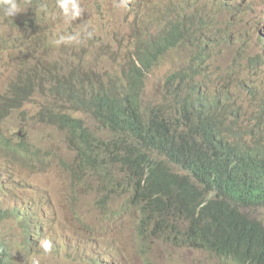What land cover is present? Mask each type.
Returning <instances> with one entry per match:
<instances>
[{
	"label": "rangeland",
	"instance_id": "1",
	"mask_svg": "<svg viewBox=\"0 0 264 264\" xmlns=\"http://www.w3.org/2000/svg\"><path fill=\"white\" fill-rule=\"evenodd\" d=\"M78 2L82 14L71 21L65 19L57 0H19L21 13L14 18L0 15V137H10L15 149L23 143L28 157L27 162H19L17 153L10 151L7 158L0 150V207L19 209L17 219L0 215L6 257L14 264H32L33 258H39V264H103L113 257L117 264H144L145 259L162 264H220L215 254L160 240L150 246L155 257L141 259L138 212L125 209L127 195L120 174L111 179L117 191H106L101 178L69 146L65 130L42 121L39 113L50 106L83 119L100 138L112 140L113 133L90 114L74 110L40 87L19 109L8 110L4 102L9 86L32 67L66 74L77 67L83 75L121 72L146 33L156 39L175 22L202 30L186 31L185 41L160 57L147 79L146 98L161 100L164 79L180 68L198 66L206 77L198 80L219 89L225 84L224 73L231 69L226 80L233 96H238L237 107L250 113L249 124L259 115L264 121V0ZM207 29L210 38L205 36ZM68 35L76 39L58 43ZM206 44L208 56L201 62L198 54ZM254 58L260 64L252 67ZM251 213L264 221L263 209ZM44 238L53 246L47 255L39 247Z\"/></svg>",
	"mask_w": 264,
	"mask_h": 264
},
{
	"label": "trees",
	"instance_id": "2",
	"mask_svg": "<svg viewBox=\"0 0 264 264\" xmlns=\"http://www.w3.org/2000/svg\"><path fill=\"white\" fill-rule=\"evenodd\" d=\"M188 30L202 29L172 22L156 39L146 33L122 71L109 76L83 75L77 67L68 74L32 67L9 86L4 103L8 110L19 109L40 87L113 133L112 140L100 138L83 119L50 106L39 113L42 121L65 130L69 146L106 191H117L111 179L120 174L125 209L138 212L141 259L155 257L150 246L157 239L215 254L220 264H264V221L251 213L264 210V121L259 115L249 124L250 113L237 107L238 96L226 80L233 71L224 73L219 89L198 80L205 77L198 66H186L164 79L161 100L146 98L152 69L185 41ZM198 56L205 60L207 44ZM259 64V58L252 59V67ZM11 141L0 137L3 154L9 158L13 151L19 162H27L24 144L15 149ZM13 208L0 207V215L17 214ZM2 242L0 237V264H11ZM144 264L162 263L145 259Z\"/></svg>",
	"mask_w": 264,
	"mask_h": 264
},
{
	"label": "clouds",
	"instance_id": "3",
	"mask_svg": "<svg viewBox=\"0 0 264 264\" xmlns=\"http://www.w3.org/2000/svg\"><path fill=\"white\" fill-rule=\"evenodd\" d=\"M57 5L61 9L65 19L68 21L74 20L82 14V9L80 7L78 0H57ZM19 13H21L19 0H0V15L7 18H14ZM75 39L76 37L71 35L61 36L58 43H71ZM0 186H2L1 183ZM0 237H1V241H3V237L1 236V233H0ZM155 240L157 239H153V241ZM39 247L44 254L46 255L50 254L53 247L52 241L48 238H44L40 241ZM6 260L11 261V264H14L13 260H10L7 257ZM32 264H39V258H33ZM103 264H110V260L105 259L103 261Z\"/></svg>",
	"mask_w": 264,
	"mask_h": 264
},
{
	"label": "bare ground",
	"instance_id": "4",
	"mask_svg": "<svg viewBox=\"0 0 264 264\" xmlns=\"http://www.w3.org/2000/svg\"><path fill=\"white\" fill-rule=\"evenodd\" d=\"M27 21H28V20H27ZM29 21H31L30 18H29ZM29 23H30V22H29ZM28 26H30V24H29ZM28 28H29V27H28ZM250 88H251V87H250ZM250 99H251V98H250ZM254 100H255V99H254ZM224 108H225V107H224ZM235 109H236V108H235ZM214 111H215V110H214ZM122 150H123V149H122ZM124 150H125V149H124ZM119 152H121V151H119ZM117 154H118V153H117ZM117 154H116V155H117ZM123 154H124V153H122V155H123ZM119 155H120V154H119ZM123 157H124V156H123ZM120 158H121V157H120ZM102 160H103V159H102ZM108 160H109V159H108ZM85 165H86V164H85ZM87 165H88V164H87ZM12 173H13V172H12ZM107 180H108V179H107ZM97 182H98V181H97ZM105 182H106V181H105ZM11 185H12V184H11ZM102 194H103V193H102ZM7 195H8V194H7ZM40 195H41V194H40ZM43 195H44V194H43ZM107 195H108V194H107ZM9 196H10V195H9ZM17 196H19V195H17ZM37 197H39V196H37ZM99 197H100V194H99ZM39 198H40V197H39ZM34 200H35V198H34ZM38 200H39V199H38ZM38 200H37V201H38ZM51 200H52V199H51ZM161 200L163 201V199H161ZM161 200H160V201H161ZM78 201H79V200H78ZM31 202H32V199H31ZM161 203H163V202H161ZM16 204H17V203H16ZM16 206H17V205H16ZM41 206H42V205H41ZM51 206H52V205H51ZM82 206H83V205H82ZM91 206H92V205H91ZM160 206H161V205H160ZM7 207H8V206H7ZM85 207H86V206H85ZM88 207H89V206H88ZM92 207H93V206H92ZM17 208H18V207H17ZM50 208H51V207H50ZM52 208H53V206H52ZM130 208H132V206H131ZM162 208H163V207H162ZM260 208H261V207H260ZM9 209H10V208H9ZM13 209H15V207H14ZM25 209H27V208H25ZM84 209H85V208H84ZM84 209H83V210H84ZM16 210H17V209H16ZM18 210H19V209H18ZM27 210H28V209H27ZM49 210H50V209H49ZM154 210H157V209L155 208ZM159 210H160V209H159ZM53 211H54V209H53ZM13 212H14V211H13ZM28 212H29V211H28ZM33 212H34V211H33ZM43 212H44V211H43ZM45 212H46V211H45ZM154 212H155V211H154ZM29 213H30V216H31V212H29ZM40 213H41V212H40ZM157 213H158V212H157ZM157 213H156V214H157ZM168 213H169V211H168ZM11 214H12V213H11ZM21 214H23V213H21ZM25 214H26V213H25ZM32 214H34V213H32ZM38 214H39V213H38ZM158 214H159V213H158ZM174 214H176V213H174ZM179 214H180V213H179ZM35 215H36V214H35ZM35 215H34V217H36ZM10 216H11V215H10ZM154 216H155V215H154ZM174 216H175V215H174ZM177 216H178V215H177ZM12 217H13V216H12ZM14 217H15L14 219H17L16 217H18V216H16L15 213H14ZM19 217H20V216H19ZM24 217H25V216H24ZM40 217H41V216H40ZM178 217H179V216H178ZM182 217H183V215H182ZM3 218H4V217H3ZM5 218H6V217H5ZM5 218H4V220H6L8 217H7L6 219H5ZM26 218H27V217H26ZM26 218H25V219H26ZM29 218H31V217H29ZM36 218H37V217H36ZM154 218H155V217H154ZM179 218H180V217H179ZM184 218H186V217H183V219H184ZM33 219H35V218H33ZM37 219H38V218H37ZM155 219H156V218H155ZM186 219H187V218H186ZM1 220H2V219H1ZM4 220H3V222H6V221H4ZM26 220H27V219H26ZM29 220H32V219H29ZM159 220H162V219H159V218H158V222H159ZM187 220H189V219H187ZM187 220H186V221H187ZM13 221H14V220H13ZM13 221H12V222H13ZM16 221H17V220H16ZM39 221H40V220H39ZM189 221H190V220H189ZM189 221H188V223H189ZM7 222H8V221H7ZM22 222H23V221H22ZM160 222H161V221H160ZM14 223H15V221H14ZM35 223H37V221H35ZM162 223H163V222H162ZM178 223H179V222H178ZM184 223H185V222H184ZM5 224H6V223H5ZM24 224H25V223H24ZM24 224H23V225H24ZM27 224L29 225V222H28ZM180 224H181V223H180ZM189 224H190V223H189ZM32 225H33V223H32ZM34 225H35V224H34ZM38 225H39V224H38ZM159 225H160V223H159ZM183 225H184V224H183ZM29 226L31 227V225H29ZM161 226H162V224H161ZM1 227H2V225H1ZM26 227L28 228L27 225H26ZM181 227H182V226H181ZM183 227H184V226H183ZM13 228H14V227H13ZM32 228H33V226H32ZM1 229H2V228H1ZM22 229H23V228H22ZM11 230H12V228H11ZM28 230H30V228H28ZM28 230H27V232L29 233ZM32 230H34V228H33ZM9 232H11V231H9ZM30 232H32V231H30ZM21 233H23L22 230H21ZM28 233H27V234H28ZM29 234H30V233H29ZM32 235H33V233H32ZM3 239H4V238H3ZM4 241L7 242L5 239H4ZM152 243H153V242H152ZM186 244H187V243H186ZM195 245H196V244H195ZM5 247H6V246H5ZM187 249H190V248H187ZM187 249H186V250H187ZM193 249H194V248H193ZM187 251H189V250H187ZM179 254H180V253H179ZM179 254H178V255H179ZM113 258H115V257H113ZM113 258H112L111 261H114ZM116 258H117V257H116ZM111 263H112V262H111Z\"/></svg>",
	"mask_w": 264,
	"mask_h": 264
}]
</instances>
